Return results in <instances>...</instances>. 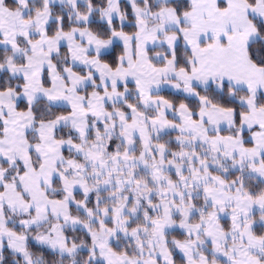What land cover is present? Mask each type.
I'll return each mask as SVG.
<instances>
[{
	"label": "snow or ice",
	"instance_id": "1",
	"mask_svg": "<svg viewBox=\"0 0 264 264\" xmlns=\"http://www.w3.org/2000/svg\"><path fill=\"white\" fill-rule=\"evenodd\" d=\"M0 264H264V0H0Z\"/></svg>",
	"mask_w": 264,
	"mask_h": 264
}]
</instances>
